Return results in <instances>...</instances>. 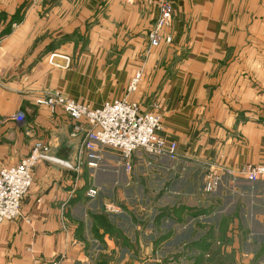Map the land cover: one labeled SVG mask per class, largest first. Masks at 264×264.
Listing matches in <instances>:
<instances>
[{"label":"crops","instance_id":"crops-1","mask_svg":"<svg viewBox=\"0 0 264 264\" xmlns=\"http://www.w3.org/2000/svg\"><path fill=\"white\" fill-rule=\"evenodd\" d=\"M160 1L0 0V172L38 142L76 165V122L38 100L60 92L98 110L126 99L159 116L158 135L177 146L176 164L152 163L171 174L163 199L193 203L148 211L150 225L126 240L127 229L96 227L97 208L108 207L98 176L141 181L120 176L119 152L105 149L99 169L43 161L21 217L0 225V264H264V181L240 176L264 164V0H170V41L153 48ZM141 152L134 164H148ZM210 166L231 175L204 194L200 171Z\"/></svg>","mask_w":264,"mask_h":264},{"label":"built area","instance_id":"built-area-1","mask_svg":"<svg viewBox=\"0 0 264 264\" xmlns=\"http://www.w3.org/2000/svg\"><path fill=\"white\" fill-rule=\"evenodd\" d=\"M172 18L173 8L170 0H161L159 18L149 35L151 47L159 48L164 41H170L164 39L162 31L171 23ZM141 80L142 74L138 73L130 82L128 92H136ZM38 104L46 105L52 110L60 108L76 122L72 137L80 140L77 162L73 166L64 165L72 170H79L84 164L90 169H99L104 160L105 149L120 153L121 164L128 173L132 170L133 157L139 151L155 158L179 160L176 144L168 145L166 140L158 135L162 127L161 118L142 112L137 104L126 99L106 104L102 109L92 110L89 106L77 104L56 92L38 100ZM15 120L18 123L23 122V114H17ZM50 152L48 145L38 142L31 154L19 165L0 172V225L21 217L22 202L33 185V171L41 162L49 161L63 165L51 159ZM216 169L213 166L207 167L204 179V190L207 194L215 193L224 174H230L227 169H223L222 174ZM240 176L250 183L264 181V164L249 168ZM97 194L96 189L89 191L92 198Z\"/></svg>","mask_w":264,"mask_h":264},{"label":"rangeland","instance_id":"rangeland-1","mask_svg":"<svg viewBox=\"0 0 264 264\" xmlns=\"http://www.w3.org/2000/svg\"><path fill=\"white\" fill-rule=\"evenodd\" d=\"M140 154L141 155L139 156L144 157L145 158L144 160H147L148 164L147 163L134 164L135 161L133 159L132 170L130 173L119 172L120 176H124V178L127 177L130 178L134 176L140 177L141 181H139L138 185L131 186V184L125 183V184H118L115 186H111V184H109L110 181L106 179L107 175L105 176L102 174L98 176L99 180L102 181V184L106 186L108 190L104 192L105 195L104 201L108 205V207L104 206L103 208H101L98 206L99 207V209L97 208V210L99 211L98 214H101L102 217L96 219L98 220V224L96 225V227L105 228L109 233L113 235H119L120 232H123V230L127 229L128 230L127 234L126 235H124V233L122 234L124 238H128L126 240H129L132 227L140 225L141 227H144L143 230H145L146 225L151 223L150 219L147 220L146 214L148 211H153V210L162 211L163 209H167V208L181 209L187 206L186 204H188V206L193 207L192 202L183 201V200L179 201L175 197L171 198L174 199L171 201H169L168 199L167 200L163 199L164 192L162 190L165 187L163 183L167 175L171 177V174H168L170 172L167 173L164 170L153 167L152 165V163H154L153 161L161 160L162 158H155L149 154H146L145 152H141ZM177 161L179 160L171 161V162L172 164H176ZM200 172L203 179H205V175L207 173V167L201 169ZM153 181L154 183H152ZM150 183H152V185ZM204 184H205V180L203 182L201 190L204 194H206L204 190ZM219 189L220 187L217 189L216 192H218ZM93 207L94 205L92 204V208ZM92 210L95 211L96 209L93 208ZM103 215L107 216V219H105ZM125 243L122 242V244ZM127 250L130 251L129 248H127ZM102 252L103 250L100 249L98 250L91 249V253H93V255H99ZM107 256L111 257L110 254H107Z\"/></svg>","mask_w":264,"mask_h":264},{"label":"water","instance_id":"water-1","mask_svg":"<svg viewBox=\"0 0 264 264\" xmlns=\"http://www.w3.org/2000/svg\"><path fill=\"white\" fill-rule=\"evenodd\" d=\"M80 143V140L78 141V145ZM49 157L59 163H62L63 165H66V166H73V163L71 161H65V160H61L59 159L58 157H56L53 153V151L51 150L50 154H49Z\"/></svg>","mask_w":264,"mask_h":264}]
</instances>
